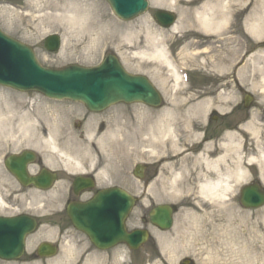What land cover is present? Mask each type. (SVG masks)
<instances>
[{"label": "rangeland", "instance_id": "rangeland-1", "mask_svg": "<svg viewBox=\"0 0 264 264\" xmlns=\"http://www.w3.org/2000/svg\"><path fill=\"white\" fill-rule=\"evenodd\" d=\"M88 2H91L96 11L104 17L106 27L102 32L98 46L92 53L86 51L83 47L85 41L81 39V30L86 27L89 21L82 19L78 26L72 27L67 20L71 13L64 10L65 7L60 10L53 8L52 0L0 2V29L9 36L30 45L39 61L45 66L61 67L67 64L92 66L97 64L105 54L114 53L118 55L128 72L144 74L156 84L163 94L161 109L170 107L172 113L175 108L179 107L176 99H182L181 96L192 103L208 97L209 108L205 114L196 112L187 114V117L185 112H179L185 116H181L184 120L175 115L174 118L172 117L173 119L169 120L174 134L168 137L165 143V154L177 152L194 143L195 135L193 132L191 133V129H194V126L211 112H216L221 116L222 113L229 111L231 106L241 103L243 92L253 97V101L250 102L251 107L246 110L240 104V108H236L231 113L228 112L227 118L226 116L224 118L227 120H223L228 123L227 128L235 129L251 117H256L257 123H264L262 86H259L262 74L258 78L249 77L246 79L245 71H239L244 63L252 64L256 54L262 55V51H259L258 41L263 40L264 35L258 39L245 36L246 49L242 51L243 55L233 62V66L228 71L214 72L211 66L207 63L204 64L201 58L199 59L201 63L193 60V53L203 49L207 40L205 36L189 32L184 26H181L176 32L168 28H161L152 17L156 9L171 10L177 16V23L181 17L182 4L178 8L170 9L164 5H153L152 0H147L148 7L143 14L130 21H122L112 13L105 0H88ZM233 2L239 1L234 0ZM262 2L264 4V0ZM254 3L255 0H247L249 11L253 8ZM240 18L241 16H237V21ZM145 19L147 22L143 23ZM147 27L158 33L165 31L164 50L176 69L180 67L187 70L190 74L189 83L185 84L187 81L184 80L183 73H181L180 78L176 80L177 84L173 85L175 79L160 63L149 62L132 54L135 51L134 43L144 41L143 30ZM52 33H57L62 38L61 48L56 53H49L43 47V39ZM67 36L71 41L67 42ZM110 38L114 40L113 43L110 42ZM193 41H197L199 44L192 45ZM67 43L70 47H67ZM76 45L78 48L75 47ZM251 71L252 69L248 75L251 74ZM21 96L24 94L0 87L1 106H4L3 101L9 100V97ZM29 97L41 101L45 152L57 159L65 160L69 151H72L69 155H72L74 159H86L87 157L82 155L85 149L84 144H89L91 141L88 138H83L81 131H77L76 134L79 139L72 136L74 132L70 136L65 134L66 131L63 127L65 123L58 114L60 110L76 109L78 105L68 100H50L36 93H30ZM159 112L160 109H151L143 104L120 103L96 114L95 117L103 119L105 124V130L94 138L97 139L95 142L100 150L99 156H102L105 161L109 154L113 153L114 160L117 162L121 159L123 166L133 163L135 160L138 163L149 160L151 157L147 147L150 139H147L146 136L150 130V122L159 116ZM223 127L220 125L217 128L218 134ZM245 139L246 144L239 153L240 156L255 155L252 141L248 136ZM55 144H59L57 152L51 149V146ZM212 147L213 149L217 148L214 144ZM183 152L185 153L177 159L180 162L176 165L179 167L178 169L184 170L183 179L179 180L177 190L170 189L167 182H163V193L160 197L140 198L133 211L134 226L144 227L150 233L147 243L132 255L131 261L125 257L123 259L114 258L111 260L112 263L108 264H182L181 261L185 258L191 259L192 264H223L231 254L232 264H264V206L258 209H244L239 205L238 195L240 188L252 180H259L262 183L259 166L245 164L248 167L247 180L230 189L225 199L207 203L198 197L197 191L191 187L187 188L186 184L192 185L191 183L184 182L186 175L190 173L196 175L201 170V166L193 159L190 150ZM199 163L201 162L199 161ZM193 167H195V171H193ZM138 188L139 194H141V183ZM163 202L174 203L177 207L172 227L169 230L161 231L150 224L143 226L140 218L147 214L149 204ZM131 227L132 225L129 226V228ZM261 235L260 243L256 244L261 247V250H251L246 254L242 252V258H238L237 255H240L243 245L248 240L252 241L251 239L259 241ZM177 245L182 246L178 248L180 251L173 249ZM184 248L187 250L183 251ZM94 253L121 257L129 254L124 246ZM170 256H174L173 260H169Z\"/></svg>", "mask_w": 264, "mask_h": 264}, {"label": "bare ground", "instance_id": "bare-ground-1", "mask_svg": "<svg viewBox=\"0 0 264 264\" xmlns=\"http://www.w3.org/2000/svg\"><path fill=\"white\" fill-rule=\"evenodd\" d=\"M233 1L152 0V4L164 5L170 9L183 5L180 10L179 22L169 29L176 32L181 26H184L189 32L205 36L207 38L205 45L202 50L193 53V60L199 63L201 58L204 64L207 63L211 66L214 72H219L220 70L228 71L233 66V62L243 55L242 51L246 49L245 36L258 39L261 35H264V4L262 0H255L250 11L246 4L247 0H238L237 3ZM52 4L55 9L60 10L65 7V9H62L71 13L68 15L67 20L72 27L78 26L82 19L89 21L86 27L81 30V39L85 41L83 47L86 51L94 52L99 44L102 32L106 28L104 17L96 11L94 5L88 0H52ZM237 16H241L239 21L236 19ZM145 22H147L146 19L143 23ZM143 32L144 41L134 43L136 46L133 45L135 51L132 54L149 62L160 63L175 79L173 85H176V80L179 78L178 72L164 50L165 31L158 33L147 27ZM103 36H105V33H103ZM69 41L71 39L67 36V42ZM110 42L113 43L114 40L110 38ZM258 43L262 55L256 54L253 63H244L239 71H245V74H247L246 79L249 77L258 78L262 74L259 86H262V111L264 112V39L259 40ZM191 44L196 46L199 42L193 41ZM67 47H70L69 43H67ZM75 47L78 48V45ZM211 53L213 55H210ZM250 69L252 71L248 75ZM208 108L209 99H202L184 105L183 111L185 115L196 112L205 114ZM172 117H174V114L170 107H166L162 109L157 118L161 128L156 131L153 127L150 128L146 136L147 139H150L147 147L149 148V154L156 151L157 141L161 142V139L164 140L166 137L173 136L174 130L169 122L170 119H173ZM256 120V117H251L235 129L225 131L222 138L215 145V147L217 146L216 150L207 146L202 153L193 156L194 160L202 163V170L199 171L198 185L196 186L197 195L201 200L213 203L225 199L230 189L247 180L248 167L245 164L250 166L251 164H257L260 168V179L264 182V177H262V170H264V123H257ZM246 136L252 141L256 153L255 155L242 157L239 153L246 144ZM173 146L175 145L173 144ZM52 150L55 151V147H52ZM204 152H207V155ZM178 162L180 161L168 164L169 170L166 181L169 188L173 190H177L179 179L184 175V170L172 169ZM260 239H262V235L259 236L257 242L254 239H251L252 241L248 240L240 250V255H237L238 258H242V252L246 254L251 250H261V247L256 245L260 243ZM181 247L177 245L173 249L179 250L178 248ZM186 250L187 248L183 249V251ZM231 257L232 254L223 264H232ZM173 258L174 256H170L169 260H173ZM245 258L247 257L245 256Z\"/></svg>", "mask_w": 264, "mask_h": 264}, {"label": "flooded vegetation", "instance_id": "flooded-vegetation-1", "mask_svg": "<svg viewBox=\"0 0 264 264\" xmlns=\"http://www.w3.org/2000/svg\"><path fill=\"white\" fill-rule=\"evenodd\" d=\"M15 103V102H14ZM13 103V104H14ZM22 107V106H19ZM41 110L21 113L14 111L5 118L0 115V216L19 214L33 215L38 226L26 242V251L13 258L0 257V264H106V258L91 254L94 248L89 239L76 230L67 213L69 204L87 202L103 189L118 187L135 196L138 180L132 177V170L124 175L119 161L115 164L95 158L86 164L70 159L64 163L53 159L42 151V114ZM91 112L75 111L71 123L74 130L85 132L89 123H94ZM225 124L223 117L209 120L193 150L201 152L203 148L217 138L212 123ZM102 122L95 125L97 131ZM95 149V146H91ZM76 162L81 166L75 171ZM164 159L152 160L146 167L148 178L145 184H152L148 192L150 197L160 194L155 181L162 174ZM25 180L35 178L36 184L24 185ZM124 182L126 186H124ZM130 214L126 224H131ZM40 241L54 243L56 254L44 256L38 253L36 245ZM95 249V248H94Z\"/></svg>", "mask_w": 264, "mask_h": 264}, {"label": "water", "instance_id": "water-1", "mask_svg": "<svg viewBox=\"0 0 264 264\" xmlns=\"http://www.w3.org/2000/svg\"><path fill=\"white\" fill-rule=\"evenodd\" d=\"M115 15L127 20L146 9V0H107ZM154 18L163 26H169L174 21V15L167 11L157 10ZM59 46L57 35H50L45 40V47L55 51ZM0 84L18 90H36L50 98H69L83 102L89 109L101 110L118 101L126 103L142 102L158 106L160 96L145 76L127 73L114 55H107L100 64L93 67L68 65L59 69L45 68L39 64L32 49L7 36L0 31ZM251 100L245 96L244 104ZM141 176V168L138 166ZM115 191V190H114ZM117 204V221H105L102 218L104 207L102 199L77 208L81 218L78 227L92 237L101 247L105 241H125L130 247H138L147 238L145 230H135L130 234L125 232L121 218L128 212L132 201L124 192H115ZM241 205L259 207L264 203V192L259 183H251L242 188ZM172 209L168 205L156 206L151 214L152 223L160 228H168L171 224ZM97 227L93 230L90 226ZM114 224V225H113ZM35 221L27 216L0 217V256H14L22 251L24 236L30 232ZM89 229H87V228ZM98 230L106 233L102 240Z\"/></svg>", "mask_w": 264, "mask_h": 264}]
</instances>
